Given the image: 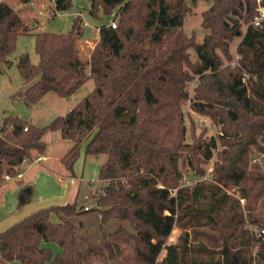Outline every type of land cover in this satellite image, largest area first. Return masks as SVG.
<instances>
[{
    "label": "trees",
    "instance_id": "1",
    "mask_svg": "<svg viewBox=\"0 0 264 264\" xmlns=\"http://www.w3.org/2000/svg\"><path fill=\"white\" fill-rule=\"evenodd\" d=\"M87 1L92 19L116 11L115 28L111 21L98 27L87 62L76 46L77 16L67 33H35L38 63L22 54L16 66L28 84L20 96L30 106L48 92L67 98L88 80L93 89L47 126L4 119L0 184L33 151L43 155V136L58 131L72 143L60 160L71 177L82 148L86 156H105L101 190L86 211L77 200L50 205L0 230V264H264V17L254 24L264 0L259 8L255 0ZM199 1L212 3L202 13L207 33L197 43L182 28L188 3ZM71 2L54 0V13L68 11ZM26 33L18 13L0 1V77L13 63L7 57L17 36ZM234 39L238 60L223 65L221 57L232 59ZM194 79L190 98L186 88ZM187 103L219 126L216 138L185 141ZM213 155L211 180L182 186L183 167L203 177L201 165ZM229 186L239 198L223 191ZM89 215L98 221L95 240L79 231ZM175 227L177 242L166 244Z\"/></svg>",
    "mask_w": 264,
    "mask_h": 264
},
{
    "label": "rangeland",
    "instance_id": "2",
    "mask_svg": "<svg viewBox=\"0 0 264 264\" xmlns=\"http://www.w3.org/2000/svg\"><path fill=\"white\" fill-rule=\"evenodd\" d=\"M5 2L9 7L15 10L19 17L21 18L23 24L26 26L29 33L19 34L15 42L14 51L7 57L12 61V65L5 68L3 75L0 77V127L5 118L16 117L22 121L28 122L36 127H44L49 125L56 117L63 116L71 108H73L77 103H79L86 95H88L93 89L92 80H88L81 86L77 91H75L71 96L67 98L58 97L52 92H48L44 95L41 100L35 105H27L24 102V98L21 97L28 84H25L19 70L16 66V58L22 54H27L29 60L32 64L38 63V56L34 50V34L38 32H51V33H67L71 29L72 22L75 17L79 16L81 21H79L80 27V37L77 40L76 46L78 49L79 57L83 62L89 60L90 54L98 42V27L104 24H108L115 17L116 11L110 16H101L100 20H95L89 17L88 9L89 3L87 0H72L71 7L66 12L54 13V5L50 0H31L29 3L23 4L19 0H0ZM256 4H260V0H255ZM212 1H199L195 4L188 3L189 12L186 14L183 23V32L187 36H193L197 43H200L203 37L206 35V31L201 28L202 13L209 8ZM245 26L242 27V32H244ZM239 39H234L229 45V53L231 54V61L225 60L223 57V65H233L237 60L238 56L235 53V47ZM219 53V52H218ZM190 59L192 62L196 61L195 53L190 50ZM220 54V53H219ZM220 56H222L220 54ZM87 69V67H86ZM196 85V79L187 84V92L190 98L193 97V90ZM183 112L185 116V126L187 129L185 141L187 143L191 142L192 136H202L203 138L217 137L219 134V126L215 125L208 117L202 116L195 113L189 107L187 103L183 107ZM46 150V156L50 159L48 162L43 164L50 166H57V159L62 153L66 151L67 144L69 141L63 142L58 138L57 132H48L46 138L44 139ZM36 154L34 151L32 152ZM31 156V158H32ZM253 155V162L257 160L260 162L258 157ZM215 155L212 159L205 165L201 167L205 170V173L211 169L214 162ZM105 160L104 155L99 156H86L83 152V148L80 151V155L73 166L76 168V172L80 175L82 170L84 171V177L88 179H93L91 182L92 186H89L86 182L81 183L79 188L80 194L88 193L95 194L94 197L87 195L88 199L83 200L85 206L89 208L94 207L95 198L97 194L100 193V186L94 181L98 180V169L99 165ZM29 161V160H25ZM261 168L264 172V163H260ZM39 164L30 165V178H34L38 174ZM183 180H192L193 174L189 168L183 167ZM14 183H6L5 186H12ZM41 192H45L47 189L49 191L50 187L41 184ZM46 188V189H45ZM233 195H229L233 198H239L238 191L236 187L229 186L226 188ZM176 189L173 190V192ZM82 202H80L82 204ZM241 203V202H240ZM243 204V203H241ZM100 216H97V220ZM79 231L83 237H89L91 240L97 238V223L92 215L85 216L80 219ZM106 231L113 229V226H107L104 228ZM256 231V230H255ZM180 234V229L175 227L171 232L166 244H174L177 242V238ZM43 247H48L53 250L54 253L58 251L55 244L43 243ZM252 253L254 255L255 248H253ZM165 251L163 250L158 260H160ZM16 264V263H13ZM96 264H106L104 261H99Z\"/></svg>",
    "mask_w": 264,
    "mask_h": 264
},
{
    "label": "crops",
    "instance_id": "3",
    "mask_svg": "<svg viewBox=\"0 0 264 264\" xmlns=\"http://www.w3.org/2000/svg\"><path fill=\"white\" fill-rule=\"evenodd\" d=\"M55 132H57L60 140L63 142L67 141L61 138L58 131ZM47 133L43 136V140L46 138ZM69 143L70 144H67L66 151L57 159V166L43 164L50 159L45 153L43 154V156L46 157L45 160H37L41 155L33 153L29 161H24L22 170L18 172L16 176H9V179L3 180L0 184V230L12 225L24 216L38 209L50 205L73 203L75 200L80 203L82 202L81 199L84 200V197L87 195L94 197L95 194H89V192L80 194L79 191L82 182L87 181V184L92 186L91 182L93 179L84 177L83 170L80 172V175H78L79 173L76 172V168L74 167L73 176L71 177L61 164V158L72 146V143ZM31 164H39L38 174L34 178L29 177ZM6 183L14 184L11 187H7L4 185ZM43 183L46 188L50 187L49 191L45 188L46 190L44 193L40 191V185ZM94 183H98V186H100L99 180L94 181ZM82 204L84 206L86 205L85 202H82Z\"/></svg>",
    "mask_w": 264,
    "mask_h": 264
},
{
    "label": "built area",
    "instance_id": "4",
    "mask_svg": "<svg viewBox=\"0 0 264 264\" xmlns=\"http://www.w3.org/2000/svg\"><path fill=\"white\" fill-rule=\"evenodd\" d=\"M52 3H53V5H54V0H50ZM258 12H259V16L258 17H256L255 18V21H254V24L255 25H258V23L260 22V20L264 17V9H262V8H259L258 9ZM115 26H116V21H111L110 22V27L111 28H115ZM24 130H26V128L24 129ZM219 134H220V132H219ZM46 159V157L45 156H43V155H41L37 160H45ZM211 172H212V170L211 169H209L206 173H205V175L203 176V177H201V176H198V175H193V179L192 180H183L182 181V186H190V185H192V184H194V183H197V182H200V181H210L211 180ZM18 176H20V175H18ZM5 179H9V176H5ZM223 189V191L227 194V195H233L229 190H227L226 188H222ZM175 192V191H174ZM173 192V193H174ZM88 199V197L87 196H85L84 197V200H87ZM240 200V202L241 203H243L244 202V200L243 199H239ZM85 211L86 210H88L89 209V207L88 206H84V208H83ZM260 233H262V232H259L258 230H256L255 231V234L258 236Z\"/></svg>",
    "mask_w": 264,
    "mask_h": 264
}]
</instances>
